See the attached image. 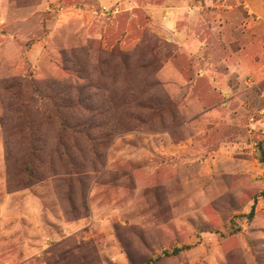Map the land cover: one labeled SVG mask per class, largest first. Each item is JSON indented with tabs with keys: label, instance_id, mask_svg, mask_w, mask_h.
I'll use <instances>...</instances> for the list:
<instances>
[{
	"label": "rangeland",
	"instance_id": "374dc122",
	"mask_svg": "<svg viewBox=\"0 0 264 264\" xmlns=\"http://www.w3.org/2000/svg\"><path fill=\"white\" fill-rule=\"evenodd\" d=\"M263 160L264 0H0V264H264Z\"/></svg>",
	"mask_w": 264,
	"mask_h": 264
},
{
	"label": "trees",
	"instance_id": "16d2710c",
	"mask_svg": "<svg viewBox=\"0 0 264 264\" xmlns=\"http://www.w3.org/2000/svg\"><path fill=\"white\" fill-rule=\"evenodd\" d=\"M263 162H264V160H263ZM262 195H264V192H262ZM253 215H254V210L251 211V213L249 214V216L250 217H253ZM179 251H180L179 249H176L172 253L165 252V255L177 254Z\"/></svg>",
	"mask_w": 264,
	"mask_h": 264
}]
</instances>
